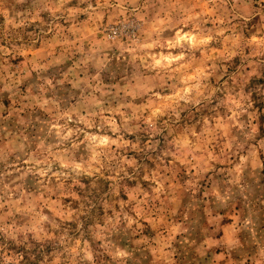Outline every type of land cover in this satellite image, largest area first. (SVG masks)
Instances as JSON below:
<instances>
[{
    "label": "clouds",
    "instance_id": "9594fccd",
    "mask_svg": "<svg viewBox=\"0 0 264 264\" xmlns=\"http://www.w3.org/2000/svg\"><path fill=\"white\" fill-rule=\"evenodd\" d=\"M0 264H264V0H0Z\"/></svg>",
    "mask_w": 264,
    "mask_h": 264
}]
</instances>
